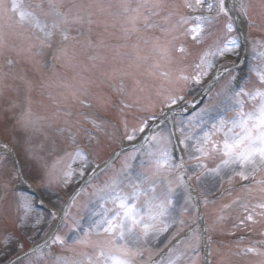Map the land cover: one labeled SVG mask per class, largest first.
Returning <instances> with one entry per match:
<instances>
[{
    "label": "rangeland",
    "instance_id": "374dc122",
    "mask_svg": "<svg viewBox=\"0 0 264 264\" xmlns=\"http://www.w3.org/2000/svg\"><path fill=\"white\" fill-rule=\"evenodd\" d=\"M56 1L60 5L63 0ZM19 2L23 8L34 10L41 20L51 23L52 15L47 17L42 15V12H50L48 3L44 4L41 9L37 7L39 5L37 0H19ZM189 2L195 4V0H189ZM242 2L248 7V16L244 17L238 13L236 15L251 21V24L256 28L262 20L264 21V0H242ZM11 3L12 0H4L5 7L8 9L11 8ZM119 3L120 0H93L86 2L84 8L92 9V14L97 13L108 18L101 20L100 25L106 21L120 23L123 15L116 14L120 11L114 12L117 8L119 9V7H116ZM136 3L137 0L133 3V7ZM240 3L241 0H236L237 7ZM89 5H92V7H89ZM99 5L104 6L107 10L101 12ZM109 5L114 7L112 13L111 7L108 8ZM168 9L173 10L171 12L172 16L170 19L165 20V17H168L170 13ZM208 14L206 4L198 9L195 7L189 9L185 7V0H165V6L159 10V15L152 18L158 27L144 30L146 31L144 35H141L137 41H133L129 37H125L124 31L119 32V30H123L124 23L108 25L110 28L103 35L105 38L107 37V40L102 39L103 37L99 38L96 46L90 41L91 38L85 35V29L89 30V22L87 23V14L81 13L80 15L84 17L83 23H79L80 25L77 26H75V23L64 26L66 29L69 28L67 29L68 40H64L61 32L56 30L50 41H47L51 44V47H42L37 37L42 39L43 33L31 25H29L31 28L20 25L18 14L7 13L4 19L7 18L11 24L28 30L30 31L28 33L31 34L27 37L28 40L22 37L17 42L19 46H16L29 53L28 56L31 58L26 57L25 59L34 64L30 67L31 70L26 69L30 73H26L24 80L29 79L31 85H33L46 75L54 76L52 73L53 67L49 64L56 60L59 62L57 65L67 67L73 71L76 68L86 69L93 75L89 91L95 90L96 94H100L99 98L95 95L98 101L103 98V101H99V105L104 112L102 115L106 114L107 117L98 118L100 114H97L98 112L95 110L93 111L91 103L88 100L86 102L81 100L86 95L81 96L79 104L83 110L87 111L88 109V112H91L93 120L89 128L81 134L83 141L77 143L76 140L73 141L72 137L60 133L63 126L48 128L45 124L48 115L45 114L43 109L56 100L50 89L44 90L42 94H33V90L25 93L24 91H18L15 94L19 97L12 98V94L8 89L13 84L11 81L14 75L4 73V77L0 78V264H9L43 240L59 218L61 209L77 186L94 169L103 165L117 148L135 142L144 133H138L136 140H126L124 138L125 122H127L128 129L131 130L132 127L139 125L142 118L149 115H155L156 119L161 117L169 107L196 98L208 85V76L213 70L238 63L241 54L239 32L234 24V30L227 33L225 25L228 22V17L221 15L212 29V38L200 41L193 39L192 35L186 31L190 25L181 26L178 23L181 16L194 17ZM73 15H75V12ZM100 15H97V17ZM113 15H117V17L114 18ZM96 21L99 22L100 20L97 19ZM3 25L8 27L9 24L3 23ZM174 25L175 27H173ZM259 29L261 30V28ZM253 33L255 38L252 39L253 42L250 41L251 44H248V59L245 66L249 72L248 88L262 86L251 69L253 65L261 63L259 59L253 60V56L256 54L254 47L256 51H264V29L260 32L254 29ZM76 34L79 45L92 49L91 52L97 50L99 53L90 55L88 60L83 63H81L82 60H78L81 58L82 52H74V55L77 54L78 57L65 55L66 57L62 58V52L57 49L60 46L61 48L65 47L67 43L74 42L73 35ZM112 35L120 41L124 38L126 41L122 45L117 44L114 40L109 41ZM156 37H159L161 45L167 46V57L162 58L156 50L154 39ZM229 37H235L239 47L231 52H225L223 56L210 57L213 66L208 69L207 75L202 76L199 83L192 80L191 78L198 71L195 65L200 62L201 55L206 50L214 51L216 47L222 46ZM145 40H147V43H145ZM137 44L139 45L138 49H134L133 45ZM180 47H183L185 51L180 52L178 50ZM55 54H58L56 60L53 59ZM69 58H71L70 62ZM3 63L10 67L13 65V63H9V60ZM156 64H159V68L154 67ZM233 71L235 70H231L222 76L221 80L224 82L221 81L216 86L200 109L188 117L181 115L175 117L174 129L179 140L182 138L180 130L184 129L187 133L190 125L195 127V136L201 135L199 121L204 116L203 110L210 103L224 98L223 92L229 86ZM161 72H168L169 76L164 77L160 75ZM125 73H131V75ZM181 74L188 76L189 80L179 79ZM55 75L56 81L54 83L60 86L62 83L60 75ZM109 90H113L118 96H123L124 98L121 99L124 101V105H130V107L124 105L111 106L110 99L106 97V92ZM109 96L114 95L111 92ZM169 96H180L183 99H179L176 104L169 106L167 99ZM248 106L250 107V105ZM39 112L41 115H39ZM61 113L67 114L65 110H62ZM32 114H36L34 117L35 122L40 120L39 123L34 122L30 116ZM108 118H115L118 127H115L114 122H110ZM87 120L90 122V117ZM155 120H149L148 126ZM203 127L204 130L208 129L206 125ZM158 130L154 134L170 137L171 143L168 146L173 148V133L170 125L167 123ZM71 131L73 132V130ZM76 131L80 134L77 129ZM222 138V134L214 137L216 140ZM186 143L187 148L180 144L181 154L177 159L173 158L176 164H179L183 159L184 168H173L166 174V179L172 182L175 189L173 193L174 214L177 220L183 219L184 224L174 225L161 236L159 241H151L148 245L151 251L146 250L143 253L144 264H153L155 258H162L163 252L169 247L170 243L182 233H186V236L179 240L180 243L173 246L176 251L172 254V258L176 259V264H203V239L200 228L199 207L185 178L183 177V182L180 180L183 169L186 170L193 182L201 208H205L204 210L208 214L206 218L207 234L208 238L213 241L211 244L209 242L208 249L210 263L264 264V245L261 246L262 249L256 248L257 252L254 253L247 252L245 248L238 252L228 243L233 242L236 245L240 243L251 244L257 238L261 239L262 237L261 241L264 244V215L260 214L264 212V209L256 207V205L264 203V200L250 194L253 191V185H249L252 184L253 180L251 178L242 180L240 177L234 176L230 182L228 175H222V179H219L211 174L202 175L198 180L196 177L201 175L203 169L197 168L196 161L190 159L192 156L199 155L195 151L197 147L195 138L186 141ZM77 150L86 155V161L76 155ZM87 152L90 153V156ZM128 154H123L119 165L114 164L108 168L107 172L103 173L104 175L97 177L89 184L90 186L87 185L73 200L67 212V221L64 219L58 230L59 234L61 233L60 235L67 234L71 237L72 233L68 232V225L80 216L86 215L87 209L84 206L98 205L96 189L103 186L104 182L121 168L124 157ZM219 159V156H209L203 158V162L208 168H214L219 163ZM69 165H71L73 175L69 182L65 184L64 172L68 170ZM82 166L84 167V174L80 175L79 170ZM17 170L22 171V176L17 175ZM263 173H258L257 176L260 177ZM29 184L37 189V196L46 203L49 207L48 210H41L35 205L37 196L29 194L25 190ZM245 185V190L237 189ZM24 198H27L31 203L27 216H25V209L22 207ZM225 205H228V207H225ZM245 205L247 206V212L245 211ZM249 213L253 215L251 221L245 219ZM240 220H244V224L240 225ZM259 231L262 232L261 235ZM177 232H179V235H174ZM221 236H225L223 241H221ZM247 236L254 238L253 241L247 239ZM169 237L172 239H169ZM95 238L93 237V239ZM6 239L9 241L7 246L4 243ZM68 243H71L70 239ZM19 244H23V248H20ZM43 250L45 253L49 251L47 248ZM64 254L71 255L66 251ZM177 257L179 258L177 259ZM30 258L31 260L26 259L20 264H43V260L38 261L35 255ZM168 258L169 253L162 259L165 264Z\"/></svg>",
    "mask_w": 264,
    "mask_h": 264
},
{
    "label": "snow or ice",
    "instance_id": "6c2138e0",
    "mask_svg": "<svg viewBox=\"0 0 264 264\" xmlns=\"http://www.w3.org/2000/svg\"><path fill=\"white\" fill-rule=\"evenodd\" d=\"M205 4L208 15L181 16L178 21L181 26L190 25L186 31L198 41L212 38V29L221 15L228 17V22L225 25L227 33L234 30V15L238 13L244 17L248 16V7L242 0L238 7L235 0L227 6L226 0H195L194 5L189 0H185V7L189 9L194 7L198 9ZM48 5L50 12H42V15L44 17L52 15L51 23L41 20L34 10L23 8L19 0H12L10 9L5 7L4 0H0V20L4 19L8 12L18 14V23L20 25L28 24L38 29L43 33L42 39L37 37L40 45L51 47L47 41H50L54 31L59 30L63 39L68 40V31L64 26L83 23L84 17L79 12L75 15L62 12L56 0H48ZM164 6L165 0H137L134 7L131 0H120V12L117 14L123 15L125 37L139 34L142 28L147 30L158 27L152 18L158 16L159 10ZM37 7L42 9L43 5L39 4ZM98 7L101 12L107 10L102 5ZM110 7L111 5L108 6V8ZM91 15L92 13L89 12V18ZM171 16L172 13H169L165 20L170 19ZM89 23H91L90 19ZM251 23L249 21L250 25ZM154 39L156 41L155 48L161 57H167V46L159 43V37ZM5 44V34L0 28V49ZM138 47V44L133 45L134 49H138ZM238 47L237 39L229 37L222 46L216 47L214 51L206 50L201 55L200 62L195 65L198 71L191 79L199 83L201 77L207 75L208 69L213 66L210 57L223 56L225 52H231ZM178 50L185 51L183 47ZM60 51L67 55L65 49ZM254 51L256 54L253 56V60L259 59L261 63L253 65L251 71L262 86L248 88L247 81L241 84L236 81V77H231L229 86L223 92L224 98L210 103L203 110L204 116L199 121L201 135L195 136V127L191 125L187 133L184 129L180 130L182 138L178 143L183 144L185 148H187L186 141L195 138L197 145L195 151L199 155L192 156L190 159L196 161L197 168L203 169L201 175L196 177L198 180L205 174H211L219 179H222V175H228L230 182L234 176H238L242 180L251 178L255 184L264 185V179H255L258 173L264 172V51H256L255 47ZM137 58H140L138 53ZM154 67L159 68V64ZM125 74L131 75V73ZM160 75L168 77L169 73L161 72ZM179 79L188 81L189 77L181 74ZM233 81H236L234 86ZM167 99L170 106L176 104L183 97L169 96ZM124 106L130 107V105ZM155 119V115L142 118L139 125L132 127L131 130L128 129L127 122H125L124 138L128 141L136 140L137 134L145 132V129L148 128V121ZM205 125L208 126L207 130H204L203 126ZM221 134L223 137L221 140L214 139ZM170 143L171 140L168 136L148 134L144 136L139 147L132 145V151L124 157L121 168L115 171L103 186L96 189L98 205L84 206L87 209L86 215L80 216L68 225V232L72 233L71 237L67 234L62 236L59 231H54L52 237L44 241L43 247L36 246L32 250V254L37 257V260L42 259L43 264H144L143 253L146 250L151 251L148 247L150 242L159 241L161 236L174 225L184 224L183 219L177 220L174 214L173 193L175 189L172 182L166 179V174L171 169L183 167V159L179 164L174 163L172 150L168 146ZM76 155L87 160L86 155L80 150H77ZM209 156H219L220 158L214 168H208L203 162V158ZM111 166L110 162H106L105 167L99 171L105 172ZM79 171L80 175H83L84 167L82 166ZM95 174L96 169L93 170V177ZM17 175L22 176V171L17 170ZM72 175L73 170L69 165L68 170L64 172L65 184L69 182ZM183 176L184 173L181 174V182H183ZM93 177H90V180ZM261 191H264V188ZM22 207L25 209V216H27L28 210L31 208V203L27 198H24ZM256 207L264 209V203L258 204ZM245 211L247 212L246 205ZM260 214L264 215V212ZM67 218L68 213L65 212L64 219L67 221ZM245 219L251 221L253 215L249 213ZM244 222V220H240L239 224L242 225ZM174 235H179V232ZM93 237L96 238L93 239ZM69 239L71 243H68ZM169 239L172 238L169 237ZM4 243L7 246L9 241L6 239ZM52 245H59L62 251L52 252ZM19 247L23 248V244H19ZM45 248L49 249L47 253L43 250ZM65 251L71 255H65ZM175 251L174 247L168 249L169 258L166 264H176V259L172 258ZM246 251L256 253L257 249L247 248ZM17 264H19V260ZM158 264H165V262L162 260Z\"/></svg>",
    "mask_w": 264,
    "mask_h": 264
},
{
    "label": "bare ground",
    "instance_id": "6f19581e",
    "mask_svg": "<svg viewBox=\"0 0 264 264\" xmlns=\"http://www.w3.org/2000/svg\"><path fill=\"white\" fill-rule=\"evenodd\" d=\"M231 3H233V0H227V4H231ZM235 3H236V0H235ZM240 27L244 31V23L243 22H242V25H241V22H240Z\"/></svg>",
    "mask_w": 264,
    "mask_h": 264
}]
</instances>
